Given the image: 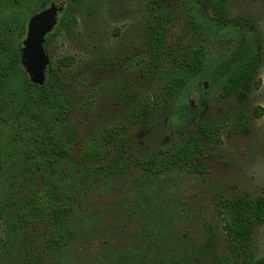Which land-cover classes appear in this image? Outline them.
<instances>
[{
    "label": "rangeland",
    "instance_id": "obj_1",
    "mask_svg": "<svg viewBox=\"0 0 264 264\" xmlns=\"http://www.w3.org/2000/svg\"><path fill=\"white\" fill-rule=\"evenodd\" d=\"M8 1L14 0H0V15L15 10L12 2L1 11ZM43 1L25 0L26 12L32 17L43 9ZM52 2L67 6L71 0H52L49 5ZM163 4L172 12L169 40L180 35L185 45L203 46L205 67L176 98L145 113L144 102L161 79L157 71L143 76L147 56L140 49ZM70 13L67 22L49 34L46 52L54 66L65 56L73 61L62 70L75 106L70 120L78 136L73 147L77 154L99 144L106 129L116 125L125 127L122 136L129 139V149L147 157L174 152L205 118L230 117L231 122L207 144L203 172L176 169L146 180L132 166L124 173L112 174L104 167L87 176L85 190L71 203L75 210L67 244L36 263L42 238L31 240L15 232L0 251V264H147L173 256L178 264H214L198 249L203 228L210 226L218 233V253H225V234L215 227V200L264 194V116L252 115L256 106L264 107V0L227 2V16L250 18L262 39V85L252 88L248 97H222L221 75L243 49V36L214 28L212 7L201 0H73ZM98 63L112 67L95 68ZM245 98L251 118L241 132L238 115ZM12 131L11 124L0 121V206L9 200L22 202L45 186L18 157L20 146L11 140ZM71 183L62 181L63 190L71 193ZM252 242L257 256L264 255V223L257 226ZM197 253L203 260L195 259ZM169 264L175 263L170 259Z\"/></svg>",
    "mask_w": 264,
    "mask_h": 264
},
{
    "label": "trees",
    "instance_id": "obj_2",
    "mask_svg": "<svg viewBox=\"0 0 264 264\" xmlns=\"http://www.w3.org/2000/svg\"><path fill=\"white\" fill-rule=\"evenodd\" d=\"M12 2L16 11L9 10L0 15V121L13 126L11 140L20 146L18 157L25 162L31 177L42 178L45 186L32 191L22 202L9 200L0 206V251L7 248L15 232L28 234L27 238L31 240L38 236L43 241L35 259L38 263L47 257L50 250L58 251L67 244L75 210L71 203L76 198L75 194L85 190L87 185L83 180L87 176L101 172L104 167L109 168L110 173L118 174L132 166L139 168L146 180L161 177L176 169L203 172L207 144L219 135L224 126L230 124L231 119L205 118L186 141L170 154L158 151L145 157L133 153L129 149V139L122 136L125 127L119 125L106 129L99 144L87 145L77 154L73 147L78 136L70 120L75 106L68 94L67 74L62 70L73 61L68 56L58 59L56 66L51 61L45 83H32L22 63V42L27 35L31 16L25 10V0ZM12 2L3 4L1 11ZM49 2L44 0L43 7ZM71 2L65 6L55 28L61 27L70 18ZM201 2L212 7L214 28L232 29L243 36V49L235 55L234 60L227 63L221 75L222 97L236 94L248 97L252 88L262 85V80L258 78L263 59L259 30L246 16L229 18L228 0ZM171 13L170 8L163 4L140 49L147 56L143 76L148 77L157 71L161 79L159 87L144 102L142 112L145 113L176 98L185 84L202 74L205 67L203 46L185 45L180 35L175 40H169ZM190 14L193 16V12ZM101 66L110 68L112 64L98 63L95 68L101 69ZM252 115L258 118L264 116V107L256 106ZM238 118V130L242 132L248 127L251 118L246 98ZM94 162L97 164L94 165ZM55 175H58L56 181L53 180ZM61 180L72 182L74 187L71 193L68 188L63 190ZM79 184L83 186L79 187ZM215 204V227L221 228L225 234V253H218V233L209 226L203 228L199 255L209 257L214 264H264V255L257 256L252 242L257 226L264 223V194L220 196ZM198 253L195 259L203 260ZM170 259L178 264L174 256ZM170 259L147 264H169ZM35 262L26 260L23 264Z\"/></svg>",
    "mask_w": 264,
    "mask_h": 264
},
{
    "label": "water",
    "instance_id": "obj_3",
    "mask_svg": "<svg viewBox=\"0 0 264 264\" xmlns=\"http://www.w3.org/2000/svg\"><path fill=\"white\" fill-rule=\"evenodd\" d=\"M64 9L65 3H53L30 18L27 35L22 42V63L30 81L35 85L45 83L51 58L46 52L44 43L46 36L58 24L59 15Z\"/></svg>",
    "mask_w": 264,
    "mask_h": 264
},
{
    "label": "flooded vegetation",
    "instance_id": "obj_4",
    "mask_svg": "<svg viewBox=\"0 0 264 264\" xmlns=\"http://www.w3.org/2000/svg\"><path fill=\"white\" fill-rule=\"evenodd\" d=\"M51 1H52V0H50V2H51ZM50 2H49V3H50ZM49 3H48L46 6H44L43 9H41L40 11L46 9L47 7H49L50 5H52L53 3H56V2H52L50 5H49ZM59 3H61V2H59ZM40 11H39V12H40ZM62 13H63V12H62ZM62 13L59 15L58 22L60 21V17H61V15H62ZM44 44H45V43H44Z\"/></svg>",
    "mask_w": 264,
    "mask_h": 264
}]
</instances>
